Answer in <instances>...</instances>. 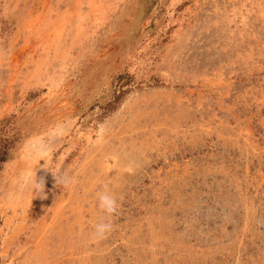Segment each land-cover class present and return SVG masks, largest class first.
<instances>
[{
  "label": "rangeland",
  "instance_id": "rangeland-1",
  "mask_svg": "<svg viewBox=\"0 0 264 264\" xmlns=\"http://www.w3.org/2000/svg\"><path fill=\"white\" fill-rule=\"evenodd\" d=\"M0 264H264V0H0Z\"/></svg>",
  "mask_w": 264,
  "mask_h": 264
},
{
  "label": "clouds",
  "instance_id": "clouds-1",
  "mask_svg": "<svg viewBox=\"0 0 264 264\" xmlns=\"http://www.w3.org/2000/svg\"><path fill=\"white\" fill-rule=\"evenodd\" d=\"M40 159L43 160V158ZM53 175L56 184H59L64 188L70 187L75 182L74 178L67 171L59 174L53 173ZM26 187L33 193L34 197L38 196L41 199L46 198L45 180L43 177H40L38 180L36 172L29 176L26 182ZM97 198L98 207L104 213V218L93 225L92 237L94 239H105L114 230L112 217L118 214L121 205L118 203L116 195L110 191L107 185H104L103 190L97 193Z\"/></svg>",
  "mask_w": 264,
  "mask_h": 264
}]
</instances>
